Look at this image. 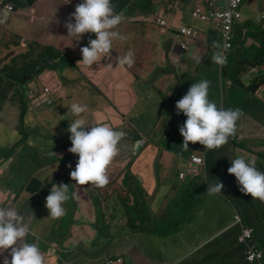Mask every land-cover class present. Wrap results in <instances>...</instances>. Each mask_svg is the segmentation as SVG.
I'll list each match as a JSON object with an SVG mask.
<instances>
[{
    "label": "crops",
    "instance_id": "0c3cea01",
    "mask_svg": "<svg viewBox=\"0 0 264 264\" xmlns=\"http://www.w3.org/2000/svg\"><path fill=\"white\" fill-rule=\"evenodd\" d=\"M171 1L113 0L114 11L123 16L114 31L125 39L113 40L111 55L88 67L78 65L80 49L96 35L75 40L65 27L83 0H0V207L24 217L34 233L28 242L37 243L45 264H106L111 259L251 264L240 241L238 215L245 228L255 231V244L264 252V202L241 192L235 175L228 173L237 157L255 159L264 172V84L247 92L243 85L249 87L258 77L249 65L235 83L228 75L229 60L212 64L213 52L224 48L222 33L213 22L191 18L193 10L207 9V0H177L175 12L165 9ZM245 4L243 25L234 32V53L240 55L259 43L248 34V24L264 28V0H244L242 11ZM161 14L168 16L172 31L163 33L156 25ZM183 24L192 26L197 37L180 35L177 28ZM238 29H244V36L236 41ZM129 50L134 63L120 66L118 57ZM240 55L232 62L249 64ZM202 79L210 81L209 99L218 107L243 114L225 145L206 150L189 142L184 150L179 129L187 117L177 114L176 103ZM73 102L87 105L89 124L105 123L125 133L107 169L109 183L102 188L81 186L71 178L79 159L68 151L67 129L74 117L66 106ZM194 155L206 157L199 177L188 172ZM182 172L188 175L184 180ZM218 182L223 192L209 195L208 184ZM53 183L75 193L58 219L45 206ZM165 189L168 195L157 196ZM133 192L147 195L144 209L131 206ZM171 193L176 207L168 200ZM10 252H0V264L11 261Z\"/></svg>",
    "mask_w": 264,
    "mask_h": 264
},
{
    "label": "clouds",
    "instance_id": "9594fccd",
    "mask_svg": "<svg viewBox=\"0 0 264 264\" xmlns=\"http://www.w3.org/2000/svg\"><path fill=\"white\" fill-rule=\"evenodd\" d=\"M69 3L71 0H67L66 4ZM114 8L113 0H83V3L76 5L75 12L65 23L67 36L80 40L83 34L94 33L97 37L90 39L88 46L80 49L82 60L78 65L83 63L91 67L98 64L103 57L111 55L113 40L125 39L119 32L114 31L123 19L122 14L115 12ZM212 47L220 48L216 43ZM201 60V56L196 57L197 63H201ZM211 61L219 66L227 62L220 50L213 52ZM133 63L134 53L131 50L125 56L118 57L120 66H131ZM232 86L233 83L229 85L230 88ZM209 88L210 81L207 79L195 82L176 103L177 114L183 113L187 117L179 129L184 137V150L189 149V142H198L206 150L218 149L228 143L230 137L235 136L242 110L218 107L209 99ZM66 107L69 108L68 113L74 117L69 120L67 129L71 134L72 144L68 151L79 157L75 170L70 173L71 178L81 186L90 184L102 188L109 183L107 169L117 156L118 145L125 133L116 131L105 123L89 124L84 116L89 111L87 105L73 102ZM231 165L228 173L235 175L240 191L264 202V172L256 168L255 159L237 157L231 159ZM68 166L71 167V164ZM223 188L221 182L208 184L207 193L217 195L223 192ZM74 197L75 193L70 194L68 185L53 183L45 205L50 217L58 219L65 216L67 209L64 205ZM29 235L34 233L16 209L0 207V252L10 249L12 257L11 261L5 258L4 264H45V256L37 243L28 242Z\"/></svg>",
    "mask_w": 264,
    "mask_h": 264
},
{
    "label": "built area",
    "instance_id": "2783aa9c",
    "mask_svg": "<svg viewBox=\"0 0 264 264\" xmlns=\"http://www.w3.org/2000/svg\"><path fill=\"white\" fill-rule=\"evenodd\" d=\"M244 0H207L206 10L195 9L191 12L192 20H201L202 22H213L214 26L220 30L223 38V53L228 60L231 52L234 50V30L237 25L243 22L244 14L242 11V6ZM180 7V2L177 0L171 1L165 6L167 11L173 9L178 10ZM9 11H13V8H9ZM156 25L164 33L169 30L172 31L174 28L172 23L168 19L166 14H161L155 19ZM177 31L180 35L187 37L189 40L197 37V31L188 24L180 25L177 28ZM181 50H188L186 45L180 46ZM193 164L191 169L192 174L195 177L202 176L206 168V157L203 156H192L190 160ZM185 172L181 173V178L184 180L187 178ZM236 220L241 225L242 235L241 243L245 245L247 252V261L251 264H264V252L259 249L255 244L254 235L255 231L252 228H245L243 225L241 217L239 215L236 217ZM106 264H126L123 259H111L106 262Z\"/></svg>",
    "mask_w": 264,
    "mask_h": 264
},
{
    "label": "rangeland",
    "instance_id": "374dc122",
    "mask_svg": "<svg viewBox=\"0 0 264 264\" xmlns=\"http://www.w3.org/2000/svg\"><path fill=\"white\" fill-rule=\"evenodd\" d=\"M175 11H176V9L171 10V12H175ZM243 12L244 13L246 12V4H245V6L243 8ZM255 27H257V25H255ZM249 28H250L249 33L252 32V31H254V29L252 27H249ZM236 35L238 36V38H237L236 41L240 40L239 37L240 36L241 37L244 36V29H238V30H236ZM256 44H257V48L260 49L261 47L259 46V43H256ZM233 53H234V50H233ZM236 55L239 56L240 55L239 52H236L235 51V53L233 54V57L235 58ZM240 57H242L244 59H247L249 57L246 54V50L245 49H243V53L240 55ZM254 62H258V59L254 60V61H251V62H248L249 63V68H250V72L254 76H258V77H256L253 80L252 84L249 87L245 88V90H247V92H250V90H253V91L254 90H257L259 87H261V85L264 84V73L261 71V70H264V64H261L262 61H259V63H254ZM241 95L244 96L243 93H241ZM182 139L184 140V137H182ZM192 153H197V152L193 151ZM192 153L190 152V154H192ZM201 155H203V154H201ZM165 158H166V156L163 154L161 156V159H165ZM258 163H259V161H258ZM184 164H186L185 167H188V165L190 163L185 162ZM191 169H192V167H191ZM191 169L188 172H191ZM207 180L209 181L208 177H207ZM166 190L167 189H165V190H159L160 193L157 196H159V197H165L166 195H168V193L165 192ZM146 198H147V195H141V194H137V192H133L131 194V197H130L131 206L135 205V206H138L137 208L138 209L140 208V210L144 209L145 208V200H146ZM168 200H170V203L173 204L174 207H176L175 203H176L177 200L174 197V194L173 193L170 194ZM165 209H166V206H163V209L162 210H165ZM169 210L170 209L167 208V211H169ZM162 219H164L165 221H167V219H169V218L168 217H163ZM157 220L160 221L161 218L160 217H157Z\"/></svg>",
    "mask_w": 264,
    "mask_h": 264
},
{
    "label": "trees",
    "instance_id": "16d2710c",
    "mask_svg": "<svg viewBox=\"0 0 264 264\" xmlns=\"http://www.w3.org/2000/svg\"><path fill=\"white\" fill-rule=\"evenodd\" d=\"M243 22L240 23V24L243 25ZM255 25H257V24H255ZM255 25H254V23L253 24H248V28L252 27L254 29V31H252L250 33L248 32V34L251 35L252 37H254L262 45H261L260 49H258L256 47V49L254 51H252V52L247 51V55L249 57L246 60L248 62H251V61H254V60L258 59V62H254V63H259V61H262L261 64H264V28L262 26H260V25H257V27H255ZM249 31H250V28H249ZM234 32H235V30H234ZM234 39H235V36H234ZM256 50H257V52H256ZM231 57L233 59V54L232 53H231L230 59H231ZM230 59H229V63H228V67L230 68V72H229L228 75H231V79H232L233 82L240 83L241 82L240 77L242 76V74L244 73L246 67L249 64H246L244 62L243 63H238L237 62L236 64H234L232 62V59L231 60ZM243 87L246 88L244 85H243ZM246 252H247V249H246Z\"/></svg>",
    "mask_w": 264,
    "mask_h": 264
},
{
    "label": "water",
    "instance_id": "95a60500",
    "mask_svg": "<svg viewBox=\"0 0 264 264\" xmlns=\"http://www.w3.org/2000/svg\"><path fill=\"white\" fill-rule=\"evenodd\" d=\"M127 264V263H126Z\"/></svg>",
    "mask_w": 264,
    "mask_h": 264
}]
</instances>
